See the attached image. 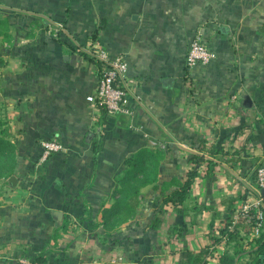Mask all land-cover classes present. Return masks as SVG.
Segmentation results:
<instances>
[{
    "label": "crops",
    "instance_id": "obj_1",
    "mask_svg": "<svg viewBox=\"0 0 264 264\" xmlns=\"http://www.w3.org/2000/svg\"><path fill=\"white\" fill-rule=\"evenodd\" d=\"M0 18L11 34L0 37L10 46L0 54V101L18 151L15 186L12 176L0 184V239L26 232L46 258L76 264L96 249L114 264H183L187 251L215 245L264 156V0H0ZM199 35L216 58L190 67ZM96 46L128 63V84L141 97L134 115H109L89 100L101 74ZM53 139L63 150L41 161L42 143ZM151 149L163 155L157 188H143L136 217L104 249L103 229L92 224L114 203L126 160ZM194 168L200 176L185 203H165L176 189L168 183ZM64 215L75 229L55 239Z\"/></svg>",
    "mask_w": 264,
    "mask_h": 264
},
{
    "label": "trees",
    "instance_id": "obj_2",
    "mask_svg": "<svg viewBox=\"0 0 264 264\" xmlns=\"http://www.w3.org/2000/svg\"><path fill=\"white\" fill-rule=\"evenodd\" d=\"M0 37L8 42L11 39L10 24L7 20L1 18ZM4 65L5 61L0 58V67ZM94 151L96 155L99 151V145L95 146ZM17 157V147L12 141L10 131L9 112L5 104L0 101V184L3 180L16 175L15 168ZM162 158L163 155L160 151L151 149L142 151L126 160V169L116 181L117 187L113 192L114 203L110 207H106L104 204L102 207L101 222L92 224V227H102L104 232L102 237L104 239H109L123 224L136 217L143 188L149 185H153L154 188H157L156 183L159 163ZM214 166L215 164L210 162V167L213 168ZM199 176L200 173L198 169L194 168L187 172L184 181L173 179L171 183L168 184L176 186V189L165 198V203H170L175 208L182 206L191 194L195 179ZM232 217L233 212L228 216L227 224L222 229V235L227 236V244L234 240L238 234L236 229L233 231L230 230ZM70 229L71 217L69 215H64L63 222L55 231V234L59 233V231L68 233ZM55 234L53 237L56 239L57 236ZM254 240L257 246L256 249L252 248V251H248L246 246L241 248L240 244L236 242L232 252L228 249L219 255V264H251L244 260L245 252L255 259V264H264V231ZM220 242H222V238L216 240L214 244L218 245ZM208 250H206L205 253ZM202 255L193 256L189 254V258L193 256L194 260L197 262L202 259ZM257 255H259V258L256 257ZM46 260L45 255H37L31 264H43Z\"/></svg>",
    "mask_w": 264,
    "mask_h": 264
},
{
    "label": "built area",
    "instance_id": "obj_3",
    "mask_svg": "<svg viewBox=\"0 0 264 264\" xmlns=\"http://www.w3.org/2000/svg\"><path fill=\"white\" fill-rule=\"evenodd\" d=\"M94 56L101 65V74L96 94L89 97V100L96 101L109 115H134L135 105L141 97L130 89L127 80L129 65L126 60L121 56L113 57L105 48L97 46ZM215 58V52L203 42L200 35L191 41L187 56L188 66L207 65ZM148 145L155 149L166 148V144L158 140H151ZM62 150L60 141L56 139L44 141L41 161H46L53 153ZM254 188L256 198L251 200L250 204L243 206L240 211L235 212L230 230L233 231L243 217L246 225L251 226L252 235L258 237L264 227V156L262 164L256 170Z\"/></svg>",
    "mask_w": 264,
    "mask_h": 264
},
{
    "label": "rangeland",
    "instance_id": "obj_4",
    "mask_svg": "<svg viewBox=\"0 0 264 264\" xmlns=\"http://www.w3.org/2000/svg\"><path fill=\"white\" fill-rule=\"evenodd\" d=\"M47 28H49V25H47ZM62 26L59 25H54L52 27V32L55 33H59L61 30ZM4 47H6L7 49H10V46L7 45H3L0 43V54L3 55V57H5V53H4ZM262 158H258L257 163L255 165V168L257 170V168L262 164ZM258 166V167H257ZM255 170V173H256ZM251 173V180H253L252 184L255 187V173L254 170L250 171ZM250 193L247 195H245V193L243 194L245 196V198H243V201L240 203V205L238 207H236L235 209H233V215L235 214V212L238 210L240 211L242 209L243 206L250 204L251 200H253L254 198H256L257 194L255 191V188L253 189H249ZM73 221V220H72ZM233 221V218H232ZM95 223V222H94ZM75 223H72L71 225V230L75 229ZM236 229V232L238 233L237 236L235 237L234 240H232L229 244H227V236L222 235V231L223 230H218L217 232H215L214 236L212 237V240L215 241L218 239L222 238V242H220L216 247L211 246L210 248H205L203 249V251L201 252L202 255V259L200 261H195L193 256L191 258H189V254L187 251V255L185 257V260L183 262V264H219V255L225 251V250H230L231 252L233 251V246L235 245V243H239L241 248L243 247H247L248 251H252V248H257L256 246V242L254 239H256V237H254V235H252V228L249 225H246V221L243 217H241V220L239 222V224L234 228ZM263 231H264V227H263ZM262 231V232H263ZM22 234V238L21 239H0V264H31L32 261L35 259V257L37 255H45L48 256L47 253V249L46 246L44 247L43 245L40 246H34L33 241L32 240L33 236L29 235L28 233H21ZM35 234V233H34ZM55 234V231H53L52 235ZM104 234V232H97L96 236L99 240H101L105 247L104 249H108L109 251H112V247L114 244H117L116 242L119 240L120 238V234H121V228H119L116 232H114L112 234V236L109 239H104L102 237V235ZM56 236L59 235V233L55 234ZM57 239V238H56ZM212 243V242H211ZM209 249V250H208ZM65 250L67 251H72L71 249L69 250V248L67 247ZM208 250L206 253L205 251ZM99 250L96 249V253H94V256H92V259L88 260L87 264H114L115 262H111L112 257L108 260H103V259H98L99 257L101 258L102 256L99 255L98 252ZM56 252V251H54ZM245 261H248L249 263H253L255 264V259H253L250 255L247 254V252H245L244 254ZM55 257V258H54ZM74 256H64V260L61 262H58L56 258V256H51L46 258V262L43 264H76L77 261L75 258H73ZM256 257L259 258V255H257ZM115 259V258H113ZM143 260H141V262H139V264H159V260L158 257L156 258H141ZM61 260V258L59 259ZM113 261V260H112Z\"/></svg>",
    "mask_w": 264,
    "mask_h": 264
},
{
    "label": "water",
    "instance_id": "obj_5",
    "mask_svg": "<svg viewBox=\"0 0 264 264\" xmlns=\"http://www.w3.org/2000/svg\"><path fill=\"white\" fill-rule=\"evenodd\" d=\"M172 82V79L171 78H167V79H164V84H168V83H171ZM17 181V178L15 176H12L10 179H9V182L15 186V182ZM263 194H264V190H263Z\"/></svg>",
    "mask_w": 264,
    "mask_h": 264
}]
</instances>
